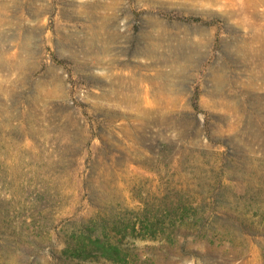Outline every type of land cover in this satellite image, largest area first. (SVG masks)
Masks as SVG:
<instances>
[{"label":"rangeland","instance_id":"1","mask_svg":"<svg viewBox=\"0 0 264 264\" xmlns=\"http://www.w3.org/2000/svg\"><path fill=\"white\" fill-rule=\"evenodd\" d=\"M0 0V264H264V4Z\"/></svg>","mask_w":264,"mask_h":264},{"label":"bare ground","instance_id":"2","mask_svg":"<svg viewBox=\"0 0 264 264\" xmlns=\"http://www.w3.org/2000/svg\"><path fill=\"white\" fill-rule=\"evenodd\" d=\"M182 1L185 2V4L189 3V4H199V5L207 4V3H209V4H211V3H216V4L222 3V4H225L224 0H182ZM246 2L250 6H256L258 3H260V0H247ZM258 6H259V4H258ZM262 6H264V4Z\"/></svg>","mask_w":264,"mask_h":264}]
</instances>
